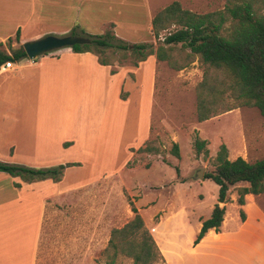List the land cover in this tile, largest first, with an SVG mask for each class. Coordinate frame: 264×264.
Instances as JSON below:
<instances>
[{"label":"rangeland","instance_id":"1","mask_svg":"<svg viewBox=\"0 0 264 264\" xmlns=\"http://www.w3.org/2000/svg\"><path fill=\"white\" fill-rule=\"evenodd\" d=\"M178 2L183 9L199 14L221 11L225 6V0ZM92 11L89 9L90 14ZM149 12L97 9L93 11L95 17L89 15L78 25L86 33L77 32L89 40V35L111 32L126 46H156ZM74 26H53L45 18L20 32L18 42L13 38L1 50L11 54L25 41L49 34L68 35ZM230 27L227 22L221 34L226 35ZM188 52L179 50L176 55L183 59ZM59 53L53 51L35 60L24 58L18 63L24 61L25 65L0 78V162L33 168L72 161L80 170L68 174L69 185L100 181L85 186L81 196L67 198L68 213L45 214L36 264H105L103 250L111 230L134 217L131 204L148 230L163 213H186V231H192L217 203L218 187L204 175L214 171L220 145L226 146L230 160L242 157L254 162L264 158V120L256 108L240 107L198 122L196 88L206 66L197 56L190 55L186 66L177 71L166 62L153 64L151 56L134 66L129 52L123 58L122 51L104 50L100 55L111 61L114 71L125 68L130 76L134 70L147 75L144 69L150 66L154 72L152 85L141 77L136 87L126 85L119 92V87L112 91L110 85H103L101 92L89 80L90 74L66 73L69 68L99 64L98 53L86 59ZM18 63L13 62L15 66ZM128 92L129 102L117 101L116 94L125 99ZM225 100L231 98L226 94ZM196 134L207 141L206 156L195 155L192 142ZM150 143L158 154L138 151ZM174 143L178 158L172 153ZM244 186L239 183L229 189L225 210L238 209L229 204ZM13 187L11 176L0 173V203L11 198ZM257 201L264 210V193ZM27 218L24 215V221ZM30 222L22 226L25 248L32 246V218ZM116 264H132V260L119 256Z\"/></svg>","mask_w":264,"mask_h":264},{"label":"trees","instance_id":"2","mask_svg":"<svg viewBox=\"0 0 264 264\" xmlns=\"http://www.w3.org/2000/svg\"><path fill=\"white\" fill-rule=\"evenodd\" d=\"M230 22L226 35L221 32ZM152 34L156 46L148 43L126 46L111 33L89 35L90 41L83 45L70 47L73 53H98L97 62L111 66L110 60L100 55L104 50L122 51L123 58L129 52L134 66L147 57L155 55L159 62H166L174 70H181L187 64V58L197 56L206 66L203 79L196 88V116L198 122L207 121L220 114L240 107L256 108L264 120V0H225L224 9L210 13H194L183 9L174 1L157 11L151 20ZM74 27L70 35H78ZM81 34H85L80 31ZM20 31L14 40L19 41ZM11 39H7L8 44ZM117 41L119 43L115 44ZM179 48H177V46ZM2 46V45H0ZM179 50H188L185 58L177 57ZM27 58L23 49L13 50L11 54L0 50V66L7 62H19ZM111 73H115L111 70ZM226 94L231 101H226ZM196 156H206L207 141L197 134L192 142ZM138 151L158 154L151 143ZM172 153L179 157L178 145H172ZM215 169L206 173L204 179L211 180L218 186L217 203L213 206L210 217L201 223L194 244H197L209 229L216 232L223 221L229 189L239 183L237 203L244 204V196L264 193V158L249 162L242 157L228 158V150L221 144L215 156ZM78 163L59 164L47 168H31L19 164L0 162V172L23 181L51 179L58 182L67 167ZM177 176L179 169L175 168ZM134 217L119 228L111 230L109 240L103 250L105 264H116L119 256L129 258L132 264H158L165 260L159 247L145 226L137 209L131 204ZM241 221L245 214L239 210Z\"/></svg>","mask_w":264,"mask_h":264},{"label":"crops","instance_id":"3","mask_svg":"<svg viewBox=\"0 0 264 264\" xmlns=\"http://www.w3.org/2000/svg\"><path fill=\"white\" fill-rule=\"evenodd\" d=\"M174 1L178 2V0H166V2L165 0H0V45H2L0 50L6 45L7 39L12 40L15 37L17 30L22 32L25 29H30L45 18L52 21L53 26L75 25L74 27L86 33L78 25L82 23L81 20L88 19L89 15L92 18L95 17L94 10L114 8L117 10L139 9L149 12L154 9L161 10ZM152 5L156 6L152 7ZM89 9L93 10L91 14ZM149 15L151 23L155 14L149 12ZM58 51L60 56L75 55L82 59L91 57L89 52L76 54L70 48ZM151 60L155 64L157 61L155 55H151ZM11 63L12 69L0 68V78L7 72L19 69L24 61L21 63L14 62L15 64L18 63L16 66L13 62ZM37 63L40 64L41 61ZM15 67L16 69H14ZM111 68L110 66L96 64L91 68H69L66 69V73L90 74L89 80L93 84H97L101 92L103 85H110L112 91L114 86L119 87V92L126 85L136 87L141 77L147 79V81L149 80L151 85L153 83L154 71L150 66L144 69L147 75L145 72L140 75L139 71L134 70L131 71L132 76L125 68H121L115 73H111ZM105 81L107 84L103 83ZM106 87L108 88V86ZM116 96L117 101L120 103H127L131 99L129 92L125 99H121L120 93ZM0 99H3V96ZM66 163L73 162H65L64 164ZM47 167L52 166L38 165L33 168ZM76 170H80V168L78 166L67 167L58 182H53L51 179L26 182L20 177L11 176L14 186V193L12 192V194L14 196L12 197L11 194L9 200L0 203V253H2L0 254V262H4L0 264H5V261L6 264L37 263L45 214L68 213L70 209L67 205V198L80 195L83 192L81 190L90 183L98 185V182H100L93 181L69 185L67 183L68 174ZM0 173L3 174L4 172ZM84 194H86V191H84ZM237 198L234 199V203L231 202L229 205H235L238 209L232 207L229 209L234 211L225 210L219 231L209 229L197 244H194V240L200 230L202 221L210 217L212 205L208 217L205 216L202 220H199L197 227L189 232L186 231L188 219L186 213L170 216L168 213H163L159 218V222L153 224L149 230L166 264H264V210L258 203L257 196L253 194L244 196L242 206L238 205ZM220 206H225V204L220 203ZM149 207L153 206L150 205ZM239 210H242L245 214L243 221L239 217ZM24 215L28 217L27 221H24ZM31 218L34 226L32 246L29 245L25 248L23 247L22 236L24 230L22 226L24 224L29 226Z\"/></svg>","mask_w":264,"mask_h":264},{"label":"water","instance_id":"4","mask_svg":"<svg viewBox=\"0 0 264 264\" xmlns=\"http://www.w3.org/2000/svg\"><path fill=\"white\" fill-rule=\"evenodd\" d=\"M90 40L86 37L79 35H64L56 36L49 34L38 38L36 40L25 41L22 43V49L29 60H35L36 58L45 55L47 53L58 51L64 48H70L74 45H83ZM201 176V171L198 172Z\"/></svg>","mask_w":264,"mask_h":264},{"label":"built area","instance_id":"5","mask_svg":"<svg viewBox=\"0 0 264 264\" xmlns=\"http://www.w3.org/2000/svg\"><path fill=\"white\" fill-rule=\"evenodd\" d=\"M0 68H4L6 70H9L12 68V63L10 61H7V62L3 63Z\"/></svg>","mask_w":264,"mask_h":264},{"label":"bare ground","instance_id":"6","mask_svg":"<svg viewBox=\"0 0 264 264\" xmlns=\"http://www.w3.org/2000/svg\"><path fill=\"white\" fill-rule=\"evenodd\" d=\"M0 254H2V253H0ZM5 255H6V254H5ZM5 255H4V256H5ZM14 255H15V254H14ZM16 255H17V254H16ZM16 255H15V256H16ZM4 256H3V257H4ZM12 256H13V255H12ZM15 256H13V257H15ZM0 257H1V256H0ZM6 257H7V256H6ZM17 257H18V256H17ZM7 258H8V257H7ZM10 258H12V257H10ZM6 260H7V259H6ZM1 262H3V261H1ZM1 262H0V263H1ZM3 263H4V262H3ZM5 264H6V261H5Z\"/></svg>","mask_w":264,"mask_h":264}]
</instances>
